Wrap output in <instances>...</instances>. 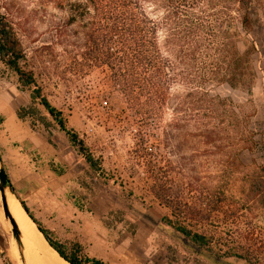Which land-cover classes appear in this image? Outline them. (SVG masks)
<instances>
[{
  "label": "rangeland",
  "instance_id": "obj_1",
  "mask_svg": "<svg viewBox=\"0 0 264 264\" xmlns=\"http://www.w3.org/2000/svg\"><path fill=\"white\" fill-rule=\"evenodd\" d=\"M250 9L257 23L244 31L235 0H0L20 67L95 163L72 145L67 187L45 169L26 190L68 254L78 245L103 264H264V0ZM234 47L250 51L234 64L236 89L225 82ZM36 87L0 63V118L19 105L29 131L50 138L30 104ZM25 250L0 220V264H29Z\"/></svg>",
  "mask_w": 264,
  "mask_h": 264
},
{
  "label": "crops",
  "instance_id": "obj_2",
  "mask_svg": "<svg viewBox=\"0 0 264 264\" xmlns=\"http://www.w3.org/2000/svg\"><path fill=\"white\" fill-rule=\"evenodd\" d=\"M30 104L32 107L36 106L37 109H42L41 116L53 126L55 132H51V134L48 132V135H51L50 138L42 136L40 131L30 132L26 119L18 117L21 110L20 106H13L7 114L1 116L0 162L15 197L17 196V200L25 204L30 214L37 221L32 214V207L27 203L26 190L30 187L29 181L36 177L38 172L47 169L52 181L59 179L61 184L64 183L67 187L70 179L74 178L70 170L74 164L69 161L70 154L74 149L68 136L59 129L57 124H54L55 120L37 102V99L34 100L31 96ZM41 121V125L44 127L45 124L43 120ZM13 173L18 175L16 183L10 177Z\"/></svg>",
  "mask_w": 264,
  "mask_h": 264
},
{
  "label": "trees",
  "instance_id": "obj_3",
  "mask_svg": "<svg viewBox=\"0 0 264 264\" xmlns=\"http://www.w3.org/2000/svg\"><path fill=\"white\" fill-rule=\"evenodd\" d=\"M127 1L129 0H110V2L116 6L118 4H120L121 6L126 5ZM235 1L238 4V9H239L237 15L239 25L241 29H243L244 31H250L253 28V25L257 23V20L254 18V14L250 9L251 0H235ZM143 18L144 21H147V18L145 16H143ZM155 31L156 29L153 28L151 32L152 38L155 35ZM151 44L154 45L155 40L151 39ZM229 53L230 56L227 64H228V68L230 69V72L228 74L230 79L227 78L225 82L228 84L230 88L236 89L239 87L233 82V79L235 78V70H236V66L234 67V64H236L239 61H243L248 64L249 63L248 56L250 51H246L242 55H239L234 47V48H230ZM24 59H25L24 50L13 24L9 22L4 15L0 14V63L6 69L12 71L17 76L18 82L22 88L36 87V80L34 77V73L32 71H25L20 67V62L24 61ZM238 76L241 79L242 74H238ZM245 90L249 91L250 88L248 87ZM32 99L39 100L40 105L55 120L59 129L65 132L72 145L77 147L79 153L81 152L82 156L84 157V160L89 166L90 171L91 169L95 168V163L93 162L92 157L88 154V152L84 148L83 142L78 140V137L75 133L66 129L63 120H61V113L58 112L55 108H53L48 103V101L41 96V91L37 87L34 88V90L32 91ZM20 112H22V110H20ZM24 114L29 115V113L22 112L21 114H18V117L22 118L24 117L23 116ZM1 122L2 119L0 118V123ZM19 203L23 211L34 223L37 230L41 233L48 246L52 248L63 261H65L68 264H103L97 259H89L86 256L82 255L80 246L78 245H74L71 249L72 251L71 254H68L62 245L54 242L51 239L48 232L44 230L30 214L25 204L21 201ZM174 231L178 235L186 238L190 243L194 244L198 248H201L202 246L205 245L204 239L202 237L193 236V238H191L189 232H187L184 229L178 228V229H174Z\"/></svg>",
  "mask_w": 264,
  "mask_h": 264
},
{
  "label": "bare ground",
  "instance_id": "obj_4",
  "mask_svg": "<svg viewBox=\"0 0 264 264\" xmlns=\"http://www.w3.org/2000/svg\"><path fill=\"white\" fill-rule=\"evenodd\" d=\"M6 198L9 212L18 227L22 245L26 248L29 253V264H68L63 261L52 248L48 246L41 233L37 230L34 223L30 220V218H28V216L23 211L17 198L12 195H8ZM0 220L5 226L6 232V230L10 228V225L4 218L1 208ZM10 244L11 245H9L10 248L8 255L14 263H17L18 258L16 255L14 242L12 241Z\"/></svg>",
  "mask_w": 264,
  "mask_h": 264
},
{
  "label": "water",
  "instance_id": "obj_5",
  "mask_svg": "<svg viewBox=\"0 0 264 264\" xmlns=\"http://www.w3.org/2000/svg\"><path fill=\"white\" fill-rule=\"evenodd\" d=\"M8 195H12L15 197L14 191L12 190L9 179H8L4 169L0 168V199H1L2 212H3L4 218L8 221V223L11 227L12 238L15 240L17 247L21 248L22 242H21L20 233L18 231V227H17L14 219L12 218V216L9 212L8 205H7V198L6 197Z\"/></svg>",
  "mask_w": 264,
  "mask_h": 264
}]
</instances>
